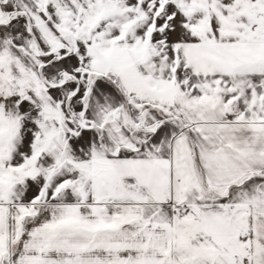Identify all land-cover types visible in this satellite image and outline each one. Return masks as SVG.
<instances>
[{"label":"snow or ice","instance_id":"obj_1","mask_svg":"<svg viewBox=\"0 0 264 264\" xmlns=\"http://www.w3.org/2000/svg\"><path fill=\"white\" fill-rule=\"evenodd\" d=\"M0 264H264V0H0Z\"/></svg>","mask_w":264,"mask_h":264}]
</instances>
